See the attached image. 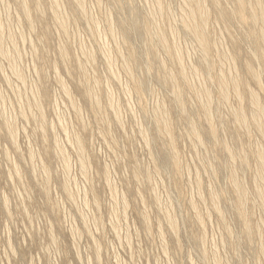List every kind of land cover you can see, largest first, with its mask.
Masks as SVG:
<instances>
[{
  "label": "rangeland",
  "instance_id": "obj_1",
  "mask_svg": "<svg viewBox=\"0 0 264 264\" xmlns=\"http://www.w3.org/2000/svg\"><path fill=\"white\" fill-rule=\"evenodd\" d=\"M184 1L162 0L158 12L155 0H25L30 25L16 0H0L7 56L0 53V264H264V164L256 157L264 155V124L260 133L250 99L254 89L264 103V0L258 7L245 0L242 21L236 0H218L229 17L206 0L212 71L183 27ZM182 57L189 86L179 74ZM221 71L241 80L240 99L234 91L228 102L221 98ZM203 86L212 93L215 137L202 112L206 96L197 95ZM241 107L245 126L236 119ZM160 116L171 134L156 126ZM233 172L244 189L245 221Z\"/></svg>",
  "mask_w": 264,
  "mask_h": 264
},
{
  "label": "bare ground",
  "instance_id": "obj_2",
  "mask_svg": "<svg viewBox=\"0 0 264 264\" xmlns=\"http://www.w3.org/2000/svg\"><path fill=\"white\" fill-rule=\"evenodd\" d=\"M19 4H20V7H21V12H22V14L24 15V16H26L27 18H29V24L30 25H32V20H31V16H30V11H29V8H28V6H27V4H26V2H25V0H16ZM52 1V0H51ZM54 1V6L56 5L57 6V2H58V0H53ZM78 0H76V2H77ZM82 1V0H81ZM156 1V6L158 7V12H163V9H162V11H160L161 9H159V8H161L162 6H163V2H162V0H155ZM184 1V0H183ZM260 1L261 0H256V7H258L259 5H260ZM60 2V1H59ZM212 2H213V4L215 5V6H217V8H218V10L220 11V14L222 15V16H224V17H229V16H231V13L226 9V8H224V7H220L219 8V4H218V0H212ZM80 3V0H79V2L77 3V4H79ZM184 3H185V1H184ZM59 4V3H58ZM81 4H83L82 2H81ZM80 4V5H81ZM79 5V6H80ZM185 5L186 6H184L185 7V9L183 10V13H185L186 12V16L185 15H183L182 14V17L184 16L185 18L184 19H181V21H182V23H183V27L185 28V30L187 29H189L188 31H190L191 33H190V35L192 34L193 36L192 37H194V40L196 41L197 40V44L201 47V52L203 53V65H205V62H207V64H206V70L207 69H211V71H212V68L210 67V65L208 64V57L210 56L209 55V52H210V50L212 49V42H211V40H209V37H208V33H207V30H206V28H207V21L209 20V13H208V11H207V7H206V0H186V3H185ZM58 7H59V5H58ZM58 7H55L54 9H53V17H54V19L56 18V19H58L59 21H60V23L58 22V20H56V22L57 23H59V25H63L64 23H63V21H64V18L65 17H62V16H60L61 15V13H60V15H59V11L57 10V9H59ZM82 7V6H81ZM60 10V9H59ZM82 10V9H81ZM236 14H237V17L242 21V20H245L246 19V2H245V0H236ZM82 12H84V11H82ZM63 19H62V18ZM26 18V19H27ZM250 18H251V20L252 21H256L258 18H259V16H258V13H257V11H256V9H251L250 10ZM0 22H1V20H0ZM65 22V21H64ZM65 26V25H64ZM63 26V27H64ZM2 27V26H1ZM0 27V28H1ZM64 29L65 28H63V31H64ZM1 30V29H0ZM112 32L114 33V29L112 28ZM110 32H111V30H110ZM109 32V33H110ZM111 32V33H112ZM1 33V32H0ZM149 33H150V29H149ZM160 34V36H159V38H158V36H157V38H158V41L164 46V48H166L167 49V51L168 52H170V50H169V48H168V45H167V42L165 41V37H164V35H163V33H159ZM2 42V41H1ZM0 42V43H1ZM2 44V43H1ZM0 47H1V45H0ZM1 48H3V45H2V47ZM0 48V49H1ZM4 49V48H3ZM105 49H107V48H105ZM1 52V55L3 56V57H5L4 56V54L6 55V53L5 52H3L2 53V50H0ZM106 51H108V50H105V54H107L106 53ZM178 53V52H177ZM176 53L174 52V55H175ZM201 54V53H200ZM9 55V54H8ZM62 55L64 56L65 55V53L64 52H62ZM61 55V56H62ZM88 55H90V54H88ZM109 55H110V53H109ZM105 56V55H104ZM107 56H108V54H107ZM173 56V55H172ZM178 56H180L181 57V55L180 54H178V55H176V57H178ZM7 57V56H6ZM5 57V58H6ZM66 57V56H65ZM92 57V56H91ZM106 58V57H105ZM108 58H109V56H108ZM206 58V59H205ZM110 59V58H109ZM201 59V60H202ZM205 59V60H204ZM108 60V59H107ZM106 60V61H107ZM111 60H112V58H111ZM183 60V57L181 58V60L180 59H178V64H179V71H180V76L182 77V79H183V82H184V84L185 85H187V86H189V81H188V79H187V75L186 74H188V73H185L186 71L184 70V68H183V65H182V61ZM124 62H125V60H124ZM126 62H128V61H126ZM201 62V63H202ZM108 63V62H107ZM110 63H112L111 61H110ZM124 64V63H123ZM200 64V63H199ZM108 65H109V63H108ZM111 65V64H110ZM109 65V67L111 68V66ZM125 65H127L126 63H125ZM202 65V66H203ZM185 66V65H184ZM192 67V66H191ZM190 67V68H191ZM193 67H195L194 65H193ZM192 67V68H193ZM124 68H126V67H124ZM247 70H248V72H249V74H250V76L253 78V80L255 81V83H257L258 85H261V83H260V77H259V74H258V72H257V70L256 69H254L253 67H252V65L249 63V62H247V64H246V67H245ZM13 69H15V68H13ZM80 69H81V67H80ZM128 69V68H127ZM220 69V68H219ZM224 69H226V68H224ZM129 70V69H128ZM194 71H195V75L197 74V75H203V73H202V71L201 70H199V69H196V67H195V69H193ZM204 70V69H203ZM221 70H223V68L221 69ZM14 71V74H15V70H13ZM16 71H18V70H16ZM81 71H83V70H81ZM85 71V70H84ZM190 71H192V70H190ZM194 71H193V73H194ZM207 71H209V70H207ZM206 71V72H207ZM225 71V70H224ZM224 71L222 72V73H219L218 74V76L216 77V79H215V82H216V84L217 85H219V91H220V93L219 94H221V98L224 100V101H229V95H230V92H235V94H236V97L238 96V98L240 99L241 98V95H242V93L240 92V86L242 85L241 84V80H239L238 79V77H231V79H229V77L224 73ZM83 74H84V72H82ZM209 73V72H208ZM207 73V74H208ZM211 74V73H210ZM22 76V74H19V71H18V76ZM85 75V74H84ZM15 76H17V75H15ZM21 76H20V78H21ZM25 77V76H24ZM23 77V78H24ZM117 78L118 79V75H115L114 74V78ZM205 77V76H204ZM210 77V76H209ZM23 78H21V79H23ZM115 78V79H116ZM199 78V77H198ZM207 78V77H206ZM201 79H202V77H201ZM208 79H210V78H208ZM25 80V79H24ZM24 80L22 81V83L24 82ZM170 81H172V79H170ZM62 83V82H61ZM64 83V82H63ZM192 83V82H191ZM65 84V83H64ZM64 84H62L61 86L62 87H64L63 89L66 91V86L64 85ZM191 85V84H190ZM194 86V85H193ZM192 86V87H193ZM191 87V86H190ZM204 87V86H203ZM194 88V87H193ZM196 88V87H195ZM195 88H194V90H195ZM62 89V90H63ZM92 89V88H91ZM189 89V88H188ZM200 89H202V88H200ZM36 91H37V89H36ZM68 91V90H67ZM91 91H93V89L92 90H88L86 93H87V95H90L91 93ZM94 91L96 92V90H95V88H94ZM64 92V91H63ZM95 92H94V94H95ZM195 92H196V90H195ZM1 93V92H0ZM38 93V92H37ZM36 93V94H37ZM67 93H69V91L67 92ZM175 93L177 94V95H179L180 94V89H177L176 91H175ZM36 94H33V92H32V96L33 97H35L34 95H36ZM70 94V93H69ZM68 94V95H69ZM93 94V95H94ZM97 94V93H96ZM94 95V96H98V95ZM211 91H210V89L208 88V87H204L203 88V90H199V92H198V94L197 95H205L206 96V101L204 102V101H201L202 103L204 102V104L202 105V112H203V114H205V115H207V122H208V130L211 132V134H212V136L213 137H215V135H216V131H215V129H213V127H212V121H211V118H210V114H209V112H210V106H211V100H210V98H211ZM1 95V94H0ZM197 95H195V96H197ZM67 96V95H66ZM70 96V95H69ZM69 96H67V98L68 99H71V98H69ZM86 96V95H85ZM204 96V97H205ZM1 97V96H0ZM198 97V96H197ZM203 97V96H202ZM37 98H38V96H37ZM95 98V101H96V97H94ZM109 98L111 99V96H110V94H109ZM2 99V98H1ZM34 99H36V98H34ZM109 99V100H110ZM201 100H202V98H200ZM199 99V100H200ZM250 99H251V104H252V111H251V113H252V119H253V122L255 123V126L257 127V128H259L260 129V133H261V130L263 129L262 128V126H263V124H264V103H262V101H261V98H259V96H258V94H257V92L254 90V89H250ZM36 101V100H35ZM38 101V100H37ZM71 100H69V102H70ZM90 101H91V98H90ZM95 101H93V103H95L96 104V102H99V100H97L96 102ZM35 103H37V102H35ZM71 103V102H70ZM92 103V102H91ZM92 103V104H93ZM100 103V102H99ZM108 103H112V107L110 106V104H109V108H111L112 109V111H113V103L114 102H108ZM73 104H74V102H73ZM98 104V103H97ZM97 104H96V106H97ZM101 104V103H100ZM100 104H98V106L100 105ZM40 105V104H39ZM76 105V104H75ZM78 105V104H77ZM102 106V105H101ZM117 106H119L118 104L116 105V108H117ZM38 107V106H37ZM40 107V106H39ZM78 107V106H77ZM120 107V106H119ZM22 108V107H21ZM74 108V107H73ZM76 108V107H75ZM79 109L78 110H80L81 108L80 107H78ZM42 109V108H41ZM100 108H98V110H99ZM120 108H117V110H116V112H118V111H120L119 110ZM78 110H76V112L78 113ZM22 111V110H21ZM114 112V111H113ZM115 112V113H116ZM201 112V113H202ZM81 113V112H80ZM115 113H113V114H115ZM236 114H237V117H236V119L239 121V123H240V125L242 124V125H244V124H246V122H247V114L245 113V111L242 109V107L241 108H239V109H237L236 110V112H235ZM21 114H22V116L24 115L23 114V112H21ZM118 114V113H117ZM117 114L115 115V117L117 118ZM161 114V113H160ZM43 114H41L40 116H42ZM80 115V114H79ZM119 116V115H118ZM163 116V115H162ZM164 116L165 117H167L165 114H164ZM45 117V116H44ZM44 117H42V118H44ZM80 117H81V115H80ZM79 117V118H80ZM165 117H158V120H157V122H158V124H156V126H158V128H162L164 131H166V133H170L171 134V131H170V127H169V122L167 121V119L165 118ZM59 118V117H58ZM120 118V122H119V124L120 123H122V119H121V117H119ZM41 119V118H40ZM8 120V119H7ZM42 120H44V119H42ZM60 120V124L62 123V120H61V118L59 119ZM117 120H119V119H116V121ZM10 121V120H9ZM8 121V122H9ZM36 121H37V119H36ZM46 121V120H45ZM4 122H5V119H4ZM39 122V121H38ZM37 122V123H38ZM43 122V121H42ZM7 123V122H6ZM5 123V124H6ZM12 123V122H11ZM41 123V122H40ZM64 123V122H63ZM46 124V122L44 123V125ZM6 125H8V124H6ZM5 125V126H6ZM14 125V124H13ZM12 125V126H13ZM62 125V124H61ZM192 125V124H191ZM9 126V125H8ZM7 126V127H8ZM11 126V127H12ZM41 126V125H40ZM39 126V127H40ZM245 126V125H244ZM10 127V126H9ZM38 127V128H39ZM62 127V126H61ZM13 128V127H12ZM12 128L10 129V130H12ZM64 128H65V124H64ZM43 129V127L40 129V130H42ZM8 130V129H7ZM65 130V129H64ZM192 130H193V132L194 133H196L197 135H199V130L197 129V126L196 125H194V123H193V125H192ZM15 131V130H14ZM43 131H44V129H43ZM67 131V130H66ZM161 131V130H160ZM9 132V131H8ZM12 133V132H11ZM65 133V132H64ZM67 134H68V132H66ZM143 133H145L146 134V132H144L143 131ZM263 133V132H262ZM13 134V133H12ZM15 134V133H14ZM11 135V134H10ZM9 135V136H10ZM43 136V135H42ZM70 136H71V134H70ZM78 136V135H77ZM262 136H264L263 134H262ZM11 137V136H10ZM13 137V136H12ZM11 137V138H12ZM16 137V136H15ZM14 137V138H15ZM46 137V135L44 136V138ZM68 137V136H67ZM198 137V136H197ZM78 138V137H77ZM199 138V139H198ZM198 138H196L197 139V141L198 140H200L201 141V139H200V137H198ZM56 139V138H55ZM58 139V138H57ZM56 139V140H57ZM75 139H76V137H75ZM80 139H82V138H80ZM80 139H78V140H76L77 141V143H78V146H79V148H81V149H79L78 148V146H76L77 148H78V150L80 151V150H82L83 148H82V142H81V140ZM12 140H13V138H12ZM11 140V141H12ZM44 140V139H43ZM55 140V141H56ZM72 140V139H71ZM70 140V141H71ZM45 141V140H44ZM83 141V140H82ZM13 142H14V140H13ZM57 142V141H56ZM56 142H55V144H56ZM59 143V142H58ZM57 143V144H58ZM56 144V145H57ZM14 145H16V144H14ZM75 145H76V143H75ZM60 146V145H59ZM58 146V147H59ZM62 146V145H61ZM171 146L172 147H174L173 146V141H171ZM57 147V148H58ZM84 147V146H83ZM47 148V147H46ZM56 148V149H57ZM60 149V148H59ZM258 150V149H257ZM48 151V150H47ZM66 151V150H65ZM226 151L229 153V157L233 160V162H234V159H235V157H234V155L235 154H233L234 152L230 149V148H226ZM82 152H84L83 150H82ZM81 152V153H82ZM226 152V153H227ZM257 152V155H256V157L260 160V162L261 163H263L264 164V155L262 154V150L260 151V150H258V151H256ZM63 154H67V152L66 153H64L63 152ZM84 154V153H83ZM82 154V155H83ZM32 155V154H31ZM59 155H61V151H60V154ZM58 155V156H59ZM62 156V155H61ZM67 156V155H66ZM66 156H64V157H66ZM79 156V155H78ZM237 156V155H236ZM238 158H240V160L242 161V164H244L245 163V161L247 160V158L245 157V156H237ZM31 158V157H30ZM82 158H83V156H82ZM82 158H81V161H82ZM65 159V158H64ZM84 159H86V157H84ZM32 160V159H31ZM68 161V160H67ZM84 161V160H83ZM66 164L68 163V162H65ZM82 163V162H81ZM235 163V162H234ZM65 164V167L67 168V167H69V166H67ZM70 165V164H69ZM83 166V165H82ZM86 166V165H85ZM84 166V167H85ZM16 167V166H15ZM84 167H82V168H84ZM261 167H264V166H261ZM48 168V167H47ZM65 168V169H66ZM18 169H19V167H18ZM46 168H45V166H44V170H45ZM68 169V170H67ZM66 169V171L68 172L70 169L69 168H67ZM85 169V168H84ZM87 169V168H86ZM85 169V170H86ZM260 170H258V174H259V179H263L264 178V170L262 169V168H259ZM15 170H16V168H15ZM83 170V169H82ZM49 171V170H48ZM48 171H46L45 172V174L48 172ZM18 172H20V171H18ZM18 172H17V174H18ZM84 173H86L85 171H83V174ZM234 173V172H233ZM68 174V173H67ZM67 174H66V176H67ZM85 175V174H84ZM87 175V174H86ZM234 176H236V173H234V175L232 176V179L234 180V184H235V188H236V190L238 191V194H239V196H238V201H237V214H238V217L239 218H241V219H244L243 221H245V217H246V209H245V207H244V203H242L241 201H242V186L243 185H241V183H239V182H236L235 180V178H234ZM69 176H67V178H68ZM236 178H237V176H236ZM65 179V178H64ZM232 180V181H233ZM66 181H67V179H66ZM65 180H64V182H66ZM198 181H200V179H198ZM260 182H262L263 183V180H261ZM67 183V182H66ZM65 184V183H64ZM198 184V183H197ZM67 185H69V182H68V184H66V187H67ZM199 185V184H198ZM69 187V186H68ZM201 187V186H200ZM66 190H68V189H66L65 188V191ZM201 190V189H200ZM244 190V189H243ZM247 191V190H246ZM245 191V192H246ZM258 191V194L259 195H257L258 197H256V198H260L261 197V195H262V189H260V190H257ZM201 192V191H200ZM68 194H69V192H67ZM213 193V192H212ZM244 193V192H243ZM237 194V193H236ZM70 195H72V193L70 192ZM74 195V194H73ZM72 195V198L74 197ZM215 195V194H214ZM213 195V196H214ZM69 196V195H68ZM217 196V195H216ZM260 196V197H259ZM215 197V196H214ZM214 197H212V198H214ZM216 198V197H215ZM264 198V197H263ZM70 199H71V197H70ZM115 200V199H114ZM215 200V199H214ZM217 200V199H216ZM118 201H116V203H117ZM214 201H212L211 203H213ZM215 203V202H214ZM213 203V205H215L214 207H216L215 209L216 210H218L219 208H217V207H220V206H217L216 204H214ZM263 203H264V201H263ZM262 203V204H263ZM218 204V203H217ZM245 204H247V203H245ZM194 206V205H193ZM263 206H264V204H263ZM213 207V206H212ZM195 208H196V206H195ZM218 213H220L219 212V210H218ZM145 214V213H144ZM145 217H146V214H145ZM169 217H170V215H169ZM168 217V218H169ZM167 218V219H168ZM197 218V217H196ZM200 217H198V219H199ZM202 219V218H201ZM200 219V220H201ZM169 220V219H168ZM170 220H172L171 218H170ZM249 220V219H248ZM174 221H175V219H174ZM173 221V222H174ZM148 222V221H147ZM204 223V222H203ZM245 223V222H244ZM246 223H247V221H246ZM249 223V222H248ZM168 224H169V221H168ZM176 224V223H175ZM175 224L173 225V223H172V226H175ZM177 225V224H176ZM171 228V227H170ZM245 230H246V232L248 233L249 232V230H250V228H249V225L248 226H246L245 227ZM173 231V230H172ZM230 231V230H229ZM174 232V231H173ZM264 255V254H263Z\"/></svg>",
  "mask_w": 264,
  "mask_h": 264
}]
</instances>
